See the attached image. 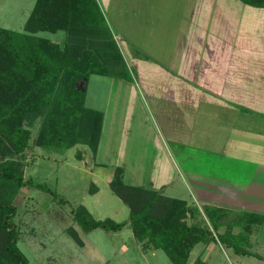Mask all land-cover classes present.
<instances>
[{
	"label": "rangeland",
	"instance_id": "374dc122",
	"mask_svg": "<svg viewBox=\"0 0 264 264\" xmlns=\"http://www.w3.org/2000/svg\"><path fill=\"white\" fill-rule=\"evenodd\" d=\"M36 1L0 0V26L22 31ZM97 1L131 75L127 79L95 74L86 85L87 105L105 114L96 154L83 144L63 152L41 147L26 152V178L48 188L27 185L15 200L18 247L30 264H172L162 249L146 252L129 226L86 232L72 212L84 205L97 219L129 217V206L114 193L107 177L98 174L100 169L112 178L122 167L129 184H152L166 195L196 201L193 175H210L212 170L222 180L224 175L232 177L229 171L234 167L254 165L251 160L257 156L264 160L263 139L255 132L264 130V93L251 97L227 91L223 100L215 94L205 96L199 85L178 71L182 55L175 54L181 53L175 46L176 36L194 40L206 34V40L215 38L219 43L210 45V52L221 47L219 56L229 51L234 56L248 55L232 43L239 25L252 19L248 11L255 8L240 0ZM191 9L193 15L187 12ZM256 10L258 20H264V9ZM41 34L53 41H62L66 35L64 31ZM195 47L198 56H206L204 46L197 43ZM240 63L229 61L235 70ZM70 224L84 246L65 230ZM246 237L243 232L236 243L246 247ZM217 239L208 248L209 243L196 244L191 264L197 257L202 264H238L232 250L226 249L229 243L224 240V248Z\"/></svg>",
	"mask_w": 264,
	"mask_h": 264
},
{
	"label": "trees",
	"instance_id": "16d2710c",
	"mask_svg": "<svg viewBox=\"0 0 264 264\" xmlns=\"http://www.w3.org/2000/svg\"><path fill=\"white\" fill-rule=\"evenodd\" d=\"M240 1L264 9V0ZM110 29L97 0H37L22 31L0 26V264H30L18 247L15 200L27 185L48 187L26 178L28 149L63 152L76 144L89 146L94 154L99 149L105 114L87 105L86 85L95 74L131 75ZM58 31L66 33L62 41L41 34ZM81 80L85 90L76 87ZM110 186L129 206L127 219H97L79 205L72 212L74 221L86 232L129 226L145 250H164L172 264H188L196 244L214 239L204 214L214 229L224 212L204 205L203 214L198 205L152 184H129L122 167ZM67 231L83 245L73 226ZM226 237L221 239L238 250L239 235Z\"/></svg>",
	"mask_w": 264,
	"mask_h": 264
},
{
	"label": "crops",
	"instance_id": "0c3cea01",
	"mask_svg": "<svg viewBox=\"0 0 264 264\" xmlns=\"http://www.w3.org/2000/svg\"><path fill=\"white\" fill-rule=\"evenodd\" d=\"M256 9L259 8H251L248 11L252 14L250 16V18L252 17L251 22L239 25L236 40L232 43L234 46L237 43L242 52L248 54L243 57L237 55L239 51L235 53L237 56H234L233 53L230 54V51L225 56H219L217 54L220 53L221 47L219 50L214 48L215 51L210 52L208 47L210 45L218 47L219 43L215 38L206 40V34L203 37L204 40L202 37L193 40L191 36L184 39H178L176 36L175 46H179L178 49L181 53L175 54L182 55L178 71L192 82L194 81V84L199 85L201 93L205 96L215 94L216 98L223 100L225 98L223 94L227 91H230L229 93L232 95L250 94L251 97L256 93H264V48H260V40H264V20H258L259 17L256 15L258 10ZM187 12L189 15H193L192 9ZM262 18H264L263 15ZM181 20L186 19L181 18ZM197 43L207 50L205 57L198 56L200 55L198 53L199 49L195 47ZM232 60L241 61L236 70L233 69L232 64H229V61L232 62ZM213 61L216 62L215 66ZM181 66H183V69ZM197 75L202 79V82L197 80ZM215 80H218L216 84H214ZM194 94L192 89V95ZM228 99L226 98V100ZM246 111H248V108ZM241 123L246 124L247 121ZM255 132L263 139L261 146L264 147V130L259 129ZM251 161L254 165L234 167L233 170L229 171L233 174L232 177L224 175L222 180L217 179L214 176L216 172L212 170H210V175H193L198 192L197 199L196 201L186 199L189 203L198 205L203 214V205L224 210L216 218L218 227L211 228L214 232V239L205 248H208L212 243H216V238H218L217 241L221 240L224 244L223 247L226 248L227 244L221 239L222 236L228 237V234L240 236L243 235V232L246 233L248 243L246 247L240 246L238 250L226 239V242L229 243V248L226 249L232 250L233 259H236L238 264H264V160L260 161L259 156H257ZM234 173H241V175H234ZM98 174L107 177L109 182L113 178V176L112 178L109 175L106 176L104 169H100ZM242 213L246 215L244 216ZM70 226H73V224L68 225L65 230ZM84 245L83 240L82 246ZM194 248L191 251L188 264L192 263ZM150 249L156 250L154 248ZM198 258L194 259V264H202V258Z\"/></svg>",
	"mask_w": 264,
	"mask_h": 264
},
{
	"label": "water",
	"instance_id": "95a60500",
	"mask_svg": "<svg viewBox=\"0 0 264 264\" xmlns=\"http://www.w3.org/2000/svg\"><path fill=\"white\" fill-rule=\"evenodd\" d=\"M76 87L82 90H85V86H84V80H81L80 82L77 83Z\"/></svg>",
	"mask_w": 264,
	"mask_h": 264
}]
</instances>
